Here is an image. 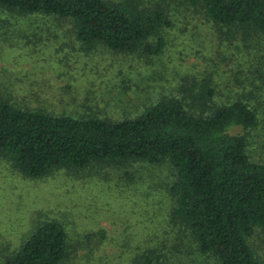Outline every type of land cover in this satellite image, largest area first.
<instances>
[{
	"label": "rangeland",
	"instance_id": "rangeland-1",
	"mask_svg": "<svg viewBox=\"0 0 264 264\" xmlns=\"http://www.w3.org/2000/svg\"><path fill=\"white\" fill-rule=\"evenodd\" d=\"M155 1L167 5L172 22L156 57L85 48L68 22L0 9V98L55 117L111 122L134 119L164 97L192 102L191 93L204 83L224 102L252 90L264 101V36L228 32L176 0ZM248 139L251 159L264 162V122ZM171 182L168 167L141 162L63 169L37 179L0 162V264L40 223L51 221L67 238L63 264H133L149 251L163 256L162 264H216L170 218ZM250 244L264 257L260 232Z\"/></svg>",
	"mask_w": 264,
	"mask_h": 264
},
{
	"label": "trees",
	"instance_id": "trees-1",
	"mask_svg": "<svg viewBox=\"0 0 264 264\" xmlns=\"http://www.w3.org/2000/svg\"><path fill=\"white\" fill-rule=\"evenodd\" d=\"M176 1L228 32L242 29L248 38L264 36V0ZM157 4L0 0V9L68 22L85 48L156 57L164 47V30L172 26L167 5ZM191 95L192 102L164 97L136 118L119 122L55 117L19 109L0 98V162L35 179L94 165L166 166L172 174L170 218L189 231L200 254L216 264H264L250 244L256 231L264 236V162L248 154V135L264 122L262 93H237L224 102L204 83ZM231 128L243 133L232 134ZM68 256L64 228L58 222H42L3 264H63ZM162 259L149 251L133 264H162Z\"/></svg>",
	"mask_w": 264,
	"mask_h": 264
}]
</instances>
